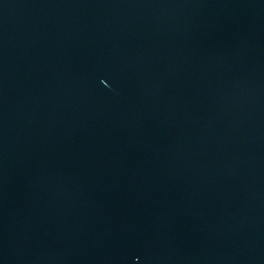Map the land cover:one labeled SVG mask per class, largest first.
I'll return each instance as SVG.
<instances>
[{
  "label": "water",
  "instance_id": "1",
  "mask_svg": "<svg viewBox=\"0 0 264 264\" xmlns=\"http://www.w3.org/2000/svg\"><path fill=\"white\" fill-rule=\"evenodd\" d=\"M0 264H264V0H0Z\"/></svg>",
  "mask_w": 264,
  "mask_h": 264
}]
</instances>
